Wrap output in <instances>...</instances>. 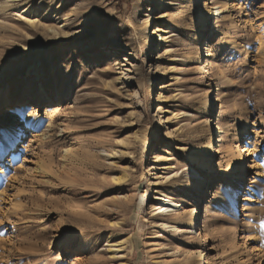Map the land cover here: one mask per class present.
I'll return each instance as SVG.
<instances>
[{
  "label": "rangeland",
  "instance_id": "1",
  "mask_svg": "<svg viewBox=\"0 0 264 264\" xmlns=\"http://www.w3.org/2000/svg\"><path fill=\"white\" fill-rule=\"evenodd\" d=\"M161 1L0 7V264H264V0ZM163 187L195 225L165 229Z\"/></svg>",
  "mask_w": 264,
  "mask_h": 264
},
{
  "label": "bare ground",
  "instance_id": "2",
  "mask_svg": "<svg viewBox=\"0 0 264 264\" xmlns=\"http://www.w3.org/2000/svg\"><path fill=\"white\" fill-rule=\"evenodd\" d=\"M17 0H0V7L2 9H5L8 5L10 4H15ZM214 5L216 6V15H221L222 13V9H223V5H221V3L217 0H214ZM169 2H167V0H162L161 1V4L165 5V4H168ZM157 3H155L153 6H152V12L157 9ZM208 10V9H207ZM153 12V13H154ZM25 13V11L23 12ZM152 17V14L151 16ZM222 16L218 17V18H221ZM29 18V17H28ZM158 17H156L157 19ZM29 22L31 24H34V20L33 18H29ZM157 31L158 32H161L159 26L158 28H155V30L153 31L152 35L148 38H153L155 36V34H157ZM162 31L164 32V29H162ZM168 33L169 31H166L164 33H161L160 36H161V39L162 42H166L167 41V38L169 37L168 36ZM215 39H216V36L215 34H211L209 36V38L206 39V41L204 42V60H203V63H204V66L205 67H208L209 70H212L213 69V62H212V57L214 55V42H215ZM85 45H82V48H84ZM168 51V47L165 46V52ZM208 72V71H207ZM212 73L214 74V71L212 70ZM222 93L223 91L221 89H218V97H217V101H223V98H222ZM38 99L39 101L38 102H35L34 105H39L41 104L42 102H44V99H45V96H38ZM54 102H56L57 100H52ZM34 105H30L29 106V110H27L26 112V117L23 116V113L25 111H21L19 109L20 106H15V110H13V112H11L10 116L9 117V122L15 126L19 125L20 123H22L23 120H26V121H29L30 119L33 118V110H34ZM27 107V106H26ZM37 109V108H36ZM47 109L51 110V109H54L55 108L51 105L49 106ZM223 112V106H221V113L222 114ZM7 117V118H8ZM39 117V116H38ZM22 120V121H21ZM14 128V127H13ZM218 128H219V140H218V149L216 150V153H223L225 148H226V142H227V131L225 130L224 128V124L220 118V115H219V118H218ZM15 136V134L13 135V137ZM250 149V147H248V145L245 146L244 148V152L245 151H248ZM73 151L72 148L68 149L66 151V154H70L71 152ZM5 154V147L3 145V143L0 141V159L2 157V155ZM243 156V153H241L239 156H235L233 155L231 158H230V163L231 162H235L237 159L239 158H242ZM13 157L10 159L8 158L7 159V163L10 167V164L11 162H13ZM3 161V159H2ZM241 167H244L245 169L247 168H250L251 166V163L248 165L247 163H244V160L241 159ZM7 165V166H8ZM178 172V170H177ZM177 174V173H176ZM240 178H242V172L239 174ZM171 176H166L163 178L162 181H166L168 183H173V179H170ZM205 178L203 179H200L196 184H194V188L196 190H198V192L201 193L200 196L203 197V188H202V183L204 182ZM157 184V183H156ZM160 194L163 195V198H161L160 202L158 205H156V208L153 209V211H157L156 215L157 214H163L164 216H162V219L164 220L163 222V226L165 227L166 230H169V228H173V229H176L178 232H181L182 231V228L180 227H176L175 225H172L171 223H174L175 221L177 222H183V223H187V224H190V225H195V217H192V216H188L187 214H185V212L187 211L185 209L184 206H181L180 204H178L179 202H177L175 200V198L173 197V195H171L167 188H164L163 187V190H160ZM252 194V191L249 189V187H246V193L245 195L243 196V199L242 201H244V208L248 205L247 202L249 201L250 199V195ZM235 198H237L235 196ZM206 213H210L211 209H210V204L208 202H206ZM170 206H179L178 207V210H175L174 208L170 207ZM211 214V213H210ZM176 216V217H174ZM161 219V218H160ZM208 219V218H207ZM204 230H205V234L208 235V225H207V220L204 222ZM58 228V231H61V227L60 226H57ZM64 243H67L66 240H64ZM117 254V253H116ZM201 260V261H200ZM196 259L195 260V264H210V258L208 257V255L206 254L205 257L203 259Z\"/></svg>",
  "mask_w": 264,
  "mask_h": 264
},
{
  "label": "snow or ice",
  "instance_id": "3",
  "mask_svg": "<svg viewBox=\"0 0 264 264\" xmlns=\"http://www.w3.org/2000/svg\"><path fill=\"white\" fill-rule=\"evenodd\" d=\"M117 143H121V141H117ZM191 167H192V175H193V179H195V169H196V165H195V162H192L191 163ZM242 193H239V192H236L234 193L232 190H230L229 188L225 187L221 193V197L222 198H228V199H231V198H234L235 196H239L241 195Z\"/></svg>",
  "mask_w": 264,
  "mask_h": 264
}]
</instances>
